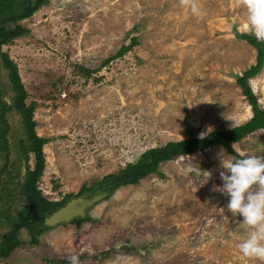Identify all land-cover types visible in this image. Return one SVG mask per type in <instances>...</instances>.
<instances>
[{"label":"rangeland","instance_id":"rangeland-1","mask_svg":"<svg viewBox=\"0 0 264 264\" xmlns=\"http://www.w3.org/2000/svg\"><path fill=\"white\" fill-rule=\"evenodd\" d=\"M245 16L241 0H48L21 20L28 31L2 50L17 64L26 102H36V133L49 139L42 193L75 194L144 150L186 137L185 118L196 136L245 122L252 112L236 76L256 56L235 37L250 33ZM131 37L128 51L102 63ZM0 78L7 82L4 68ZM249 84L263 105L264 63ZM6 115L10 158L23 173L14 148L22 124L15 110ZM230 144L264 157V129ZM221 153L231 155L216 144L162 161L88 206L89 219L49 226L36 243L21 228L20 244L0 264H69L72 254L79 264H264L240 253L250 229L214 190ZM7 231L1 219L0 237Z\"/></svg>","mask_w":264,"mask_h":264},{"label":"trees","instance_id":"trees-1","mask_svg":"<svg viewBox=\"0 0 264 264\" xmlns=\"http://www.w3.org/2000/svg\"><path fill=\"white\" fill-rule=\"evenodd\" d=\"M48 0H0V68L6 70L7 82L0 81V220L4 219L9 231L0 237V260L8 257L20 244L17 235L21 228H26L32 243L37 242V236L49 228L43 219L53 210L62 206L72 197L80 196L83 191L96 187V190L110 195L117 187L125 184H136L152 172H157L162 161L177 156L187 155L194 151L220 144L231 155H236L231 142H235L258 129H264V104L261 105L254 94L249 78L255 76L264 63V41H257L248 32L235 30V37L243 39L256 50L255 62L246 68L242 74L236 76V83L242 95L249 103L252 115L243 123L228 129H213L203 138L194 135V129L185 118L186 137L179 140H170L161 146L150 147L144 150L134 162H128L124 167L113 173L104 175L93 185H82L80 190L65 193L60 199H48L38 186L42 174L45 158L43 145L48 138L39 136L35 131L33 111L35 100L26 102L28 92L18 71L17 64L2 50V46L12 39L28 31L20 21L29 18L40 6L47 4ZM135 43L131 37L129 43H123L110 57L103 59L102 63L110 58L122 55ZM90 72V69L81 67ZM1 79V78H0ZM9 93L10 99L5 100L4 94ZM15 110L22 124L21 134L16 138L14 148L16 156L23 157L26 162L23 173L16 160H11L9 136L11 125L7 119V112ZM32 158V164H30ZM30 164V165H29ZM16 205V209L14 208ZM89 219L87 215L72 220L79 225L80 221Z\"/></svg>","mask_w":264,"mask_h":264},{"label":"clouds","instance_id":"clouds-1","mask_svg":"<svg viewBox=\"0 0 264 264\" xmlns=\"http://www.w3.org/2000/svg\"><path fill=\"white\" fill-rule=\"evenodd\" d=\"M241 3L250 34L257 41H264V0H241ZM203 136L201 133L200 138ZM219 165L222 184L214 186V190L227 196V210L233 217L239 216L250 229L238 249L245 257L264 260V157L244 152L221 153ZM67 259L69 264H79L76 254Z\"/></svg>","mask_w":264,"mask_h":264},{"label":"water","instance_id":"water-1","mask_svg":"<svg viewBox=\"0 0 264 264\" xmlns=\"http://www.w3.org/2000/svg\"><path fill=\"white\" fill-rule=\"evenodd\" d=\"M104 195V192H99L93 195L72 197L62 206L45 216L43 222L47 226H52L59 222L71 220L74 217H83L85 215V209L104 197Z\"/></svg>","mask_w":264,"mask_h":264},{"label":"flooded vegetation","instance_id":"flooded-vegetation-1","mask_svg":"<svg viewBox=\"0 0 264 264\" xmlns=\"http://www.w3.org/2000/svg\"><path fill=\"white\" fill-rule=\"evenodd\" d=\"M74 218H76V217H74ZM74 218H72V219H74ZM72 219H71V220H72Z\"/></svg>","mask_w":264,"mask_h":264}]
</instances>
